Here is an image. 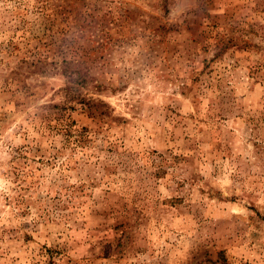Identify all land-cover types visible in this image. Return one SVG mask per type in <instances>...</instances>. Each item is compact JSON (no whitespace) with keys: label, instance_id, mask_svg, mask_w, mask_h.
Here are the masks:
<instances>
[{"label":"rangeland","instance_id":"rangeland-1","mask_svg":"<svg viewBox=\"0 0 264 264\" xmlns=\"http://www.w3.org/2000/svg\"><path fill=\"white\" fill-rule=\"evenodd\" d=\"M0 264H264V0H0Z\"/></svg>","mask_w":264,"mask_h":264}]
</instances>
